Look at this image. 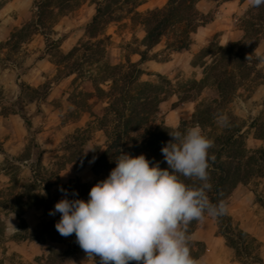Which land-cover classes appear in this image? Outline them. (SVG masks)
Instances as JSON below:
<instances>
[{"label":"rangeland","instance_id":"obj_1","mask_svg":"<svg viewBox=\"0 0 264 264\" xmlns=\"http://www.w3.org/2000/svg\"><path fill=\"white\" fill-rule=\"evenodd\" d=\"M34 1L0 0V147L5 152L0 153V199L14 205L12 208L0 206V264H100L99 257L95 261L88 258L76 242L75 234L63 237L57 232L55 224L61 217L60 213L49 215L55 204L64 198L60 191L62 184L76 178L84 183H93L97 178L92 172V158L84 164H68L58 173L55 165L59 162L57 156L64 154L60 145L65 137L85 128L88 121L87 114L72 103L71 97L75 89L81 88L82 82H73L75 75L56 78V55L57 52L66 54L86 40L83 26L94 14V0H79L80 4L74 11L56 16L48 27L16 44L13 34L33 18ZM140 2L138 12L144 14L163 7L167 0ZM225 2H200L201 9L212 15L213 28L217 30L202 47L192 45L180 55L172 54L163 51V39L152 51L157 54L156 59L142 64L141 82L158 84L161 76L176 90L159 105L157 118L169 128L175 129L183 121L188 123V127L195 125L192 124V114L196 106L218 98L217 88L211 84L199 90L183 85L200 82L204 77L203 67L193 65L202 48L211 42L221 46L219 42L223 35L229 33L230 38L234 36V42L244 36L242 20L250 8L248 0H232L230 5ZM105 33L111 36L109 47L121 62L125 63L127 58L138 59L132 54V48L138 45L135 39L140 41L145 36L142 26L125 19L111 23ZM197 38L196 34L192 35L194 43L203 41ZM53 40H59L58 50L49 52L46 46ZM254 54L258 61L253 66V73L242 81L227 105L246 124L245 146L249 153L264 147V138H256L258 134L264 135V34ZM208 59L210 61L211 57ZM27 87L39 89L38 99H29ZM183 96H189V99L181 100ZM23 115L30 118V129ZM255 119L260 122L249 128ZM212 128L208 126L207 131ZM91 138L84 147V155H89L96 146L104 147L106 143L104 132L96 128ZM36 144L38 147H34ZM40 150L44 152L39 158ZM22 153L30 154L28 161L13 159ZM33 169L44 177L50 176L48 191L34 184ZM106 178L101 175L100 181ZM42 190L46 196L40 194ZM32 194L40 195L43 202L27 206ZM227 203L233 227L247 234L239 253L220 232L216 217L206 214L203 221H196V228L190 236L191 256L201 264H264V171L238 185Z\"/></svg>","mask_w":264,"mask_h":264},{"label":"trees","instance_id":"obj_2","mask_svg":"<svg viewBox=\"0 0 264 264\" xmlns=\"http://www.w3.org/2000/svg\"><path fill=\"white\" fill-rule=\"evenodd\" d=\"M201 1L167 0L163 7L141 14L138 12L140 0H94V14L83 26L86 40L78 43L66 54L57 52L56 78L75 75L73 82H82L81 88L75 89L71 97L72 103L87 114L88 121L85 128L77 129L61 143L64 154L57 156L59 162L55 164L56 171L60 172L68 164H84L94 158L92 171L97 177L93 183H84L76 178L61 185L60 188L67 190L68 199L87 201L91 187L100 181V176L108 177L110 171L116 167L115 159L120 150L132 156L144 154L149 161L159 162L162 169L168 167L161 148L172 139L169 132L175 129L184 132L189 128L188 123L183 121L181 126L174 129L158 120L160 103L172 96L176 90L161 76L158 84L141 82L140 77L144 73L142 64L156 59L157 54L152 51L163 39L164 52L180 53L189 50L192 35L199 27L213 20L210 13L201 9ZM79 4V0H35L34 16L14 32L15 43L27 40L32 34L48 27V23H53L56 16L71 13ZM125 19H129L133 25L142 26L145 36L140 41L135 39L138 45L132 48V54L137 55L138 59L127 58L123 63L110 49L111 36L106 35L105 30L111 23ZM242 23L244 36L239 41L228 47L211 42L196 54L193 65L199 64L203 67L204 77L200 82L192 81L183 85H191V88L196 87L197 90L206 84L217 88L218 98L196 106L192 114V124H199L214 141L213 147L209 149V155L214 156L215 160L209 161V183L212 188L208 196L213 204L223 201L226 206L229 196L238 185L245 184L251 177L264 171V147L255 149L252 153L247 151L244 130L246 124L227 107L242 81L253 73V66L258 61L254 51L264 34V5L250 7ZM58 44L59 40L51 41L46 46L47 51L58 50ZM214 48L216 51L213 52ZM26 89L30 93V100L38 99L36 95L39 89ZM187 99L189 96L181 98ZM23 119L30 129V118L23 115ZM259 122L258 119L253 120L249 128ZM208 126L213 127L211 131H207ZM95 128L104 132L106 143L104 147L96 146L89 155H84V147L91 141ZM256 138L262 139L264 135L258 134ZM43 152L38 151L39 158ZM0 153H5L1 147ZM29 158V153L13 157L19 161H28ZM32 171L34 184L37 187L43 186L48 191V182L52 180L50 176L44 177L35 169ZM181 179L188 185L199 184V181L184 177ZM73 191L78 196H72ZM42 202L40 195L32 194L26 205H39ZM0 206L12 208L14 205L8 200L0 199ZM216 219L220 232L239 253L240 247L245 243L246 232L233 227V220L228 212ZM196 225V220L189 224V236L193 234Z\"/></svg>","mask_w":264,"mask_h":264},{"label":"clouds","instance_id":"obj_3","mask_svg":"<svg viewBox=\"0 0 264 264\" xmlns=\"http://www.w3.org/2000/svg\"><path fill=\"white\" fill-rule=\"evenodd\" d=\"M258 8L264 0H248ZM172 139L161 148L168 167L120 150L116 167L91 187L89 199L64 198L49 215L60 213L57 232L76 242L100 264H201L191 256L189 224L225 215L223 201L213 204L208 196L209 155L214 141L199 124L184 132H169ZM199 181L188 185L181 179ZM41 195L46 193L42 190ZM72 196H78L73 191ZM10 222V221H9Z\"/></svg>","mask_w":264,"mask_h":264},{"label":"crops","instance_id":"obj_4","mask_svg":"<svg viewBox=\"0 0 264 264\" xmlns=\"http://www.w3.org/2000/svg\"><path fill=\"white\" fill-rule=\"evenodd\" d=\"M16 1V0H14ZM232 2V0H229V1H226L225 3H227V5H230V3ZM213 23L214 21H211L210 23L206 24L205 26H202V27H199L198 30L196 31V34L197 35V39H200V40H203L201 43L199 42H196L195 43L193 42L192 40V43H191V46L192 45H195V47H202L204 45V43H207L210 39L213 38V36L215 35V33L217 32V30L215 28H213ZM193 34V35H194ZM230 33L227 34V35H223V39L219 42V45L223 46V47H226V45H230L234 42V36H232L230 38ZM230 38V40H228ZM194 39V38H193ZM196 39V38H195ZM198 41V40H197ZM190 49V48H189ZM192 49V48H191ZM194 49V48H193ZM196 49V48H195ZM185 52V51H184ZM197 52V49L194 50V53ZM178 54L180 55L182 52L178 53V52H172V54ZM94 159V158H92ZM95 161V159H94ZM93 172V171H92ZM94 174V173H93ZM62 183V182H61ZM63 185V184H62ZM223 250V249H222ZM226 250V249H225Z\"/></svg>","mask_w":264,"mask_h":264}]
</instances>
